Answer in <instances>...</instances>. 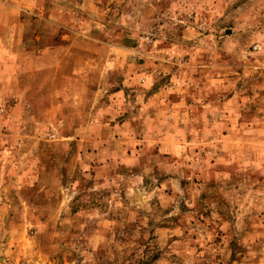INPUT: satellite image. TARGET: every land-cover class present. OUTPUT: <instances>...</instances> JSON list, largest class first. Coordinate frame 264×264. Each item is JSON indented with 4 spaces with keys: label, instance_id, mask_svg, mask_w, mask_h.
Segmentation results:
<instances>
[{
    "label": "rangeland",
    "instance_id": "rangeland-1",
    "mask_svg": "<svg viewBox=\"0 0 264 264\" xmlns=\"http://www.w3.org/2000/svg\"><path fill=\"white\" fill-rule=\"evenodd\" d=\"M0 264H264V0H0Z\"/></svg>",
    "mask_w": 264,
    "mask_h": 264
}]
</instances>
